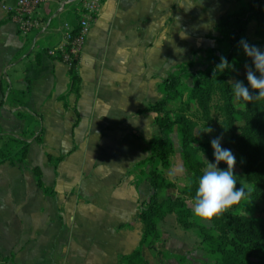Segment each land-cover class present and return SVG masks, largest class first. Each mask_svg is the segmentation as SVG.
<instances>
[{"label":"crops","instance_id":"obj_1","mask_svg":"<svg viewBox=\"0 0 264 264\" xmlns=\"http://www.w3.org/2000/svg\"><path fill=\"white\" fill-rule=\"evenodd\" d=\"M15 1L0 0V100L7 101L2 87L28 88L32 113L19 118L0 104V132L30 141L22 162H0V264H117L141 239L139 208L151 194L148 177L135 184L136 163L157 131L154 114L142 110L161 97L158 84L177 64L194 60L200 67L197 60L218 46L215 23L240 2L203 1L205 18L176 39L170 30L159 35L156 0H102L80 47L76 96L68 92V65L46 49L62 40L63 23L73 25L81 4L43 3L39 27L22 34L9 16ZM40 129L42 142L34 140ZM48 155L62 157L56 168ZM77 155L85 157L78 166ZM84 166L105 183H80ZM151 251L141 249L149 264Z\"/></svg>","mask_w":264,"mask_h":264},{"label":"trees","instance_id":"obj_2","mask_svg":"<svg viewBox=\"0 0 264 264\" xmlns=\"http://www.w3.org/2000/svg\"><path fill=\"white\" fill-rule=\"evenodd\" d=\"M81 1L75 5L79 6ZM237 1L240 6L221 15L214 25V29L219 32L216 40L223 47L218 45L208 48L203 67H195L194 60L177 64L175 70L158 84L161 97L142 110L154 114L153 123L157 126V131L148 139L149 154L136 163L140 170L135 184L148 177L151 194L147 200L141 202L139 208L141 239L135 249L118 257L117 264H149L142 256L143 246L154 251L156 255L166 256V251L159 247L164 242L160 225L169 214L175 216L182 229L195 232L200 248L210 257V264H264V206L260 218L237 211L245 200L253 203L264 201V99L237 101L233 91L235 81H242L247 86L246 72L240 73L239 69L253 67L251 58L245 55L239 41L244 39L249 45L259 49L260 44H264V0ZM74 9L73 34L79 30L82 12L81 6L80 10L76 6ZM11 14L12 12L9 16ZM252 20L253 34L257 40H251L246 34ZM4 22L5 20H0V26ZM260 50L264 51V48ZM222 56L234 68L225 69L223 72L216 70ZM38 57L39 54H36L37 62ZM53 58L68 65V92L79 96L80 52L68 54V60L63 59L60 54ZM256 74L259 76L258 72ZM28 91V88L19 90L2 87L3 96L9 102L2 98L0 104L13 110L17 117L24 118L32 113L25 106ZM250 91L256 94L255 90ZM60 99L64 100L66 106L65 96ZM77 122L78 117L74 125ZM198 127H213L218 137L226 138L225 135H228V144L243 157L239 167L249 182V186H246L240 174L233 169L237 180L236 188L242 186L246 191L252 189L251 194L244 200L208 223L198 222L187 203L188 200L194 202L198 179L206 170L207 161L215 162L210 141H202L196 135ZM174 131L178 137L182 166L189 172L186 182L175 195L167 193L168 190L176 189L177 185L165 174L177 151L172 139ZM34 140L42 142L41 129L34 136ZM29 142L23 133L0 132V162L7 161L11 165L22 162ZM61 158L48 155L55 168ZM218 168L226 170L227 165L220 162ZM33 170L36 183L43 186L40 170L38 167ZM127 226L129 223L119 227Z\"/></svg>","mask_w":264,"mask_h":264},{"label":"rangeland","instance_id":"obj_3","mask_svg":"<svg viewBox=\"0 0 264 264\" xmlns=\"http://www.w3.org/2000/svg\"><path fill=\"white\" fill-rule=\"evenodd\" d=\"M203 1L206 0H184L186 6L194 4V6L191 7L188 11H185L183 7H179L177 5L179 3V0H156V8L154 11L153 20H155V24L158 27L159 35L166 36V32L170 30V32H172L171 36L173 37L174 34L175 38L177 39V37L182 38L183 35L187 33V31L189 32L190 28L194 29V25H197V21L200 19L203 20L205 18V12L201 10V8L203 7L201 6ZM230 6L229 4H227L225 10H227ZM231 8L232 7L228 9L229 12L232 11ZM185 22L186 25L184 26V29H182L181 32H179L180 27ZM253 30H254V21L252 20L248 24V29L246 34L251 40H257V38L253 34ZM217 45L223 47L222 44H217ZM263 48H264V44L261 43L260 49ZM204 65H205V59L197 60L196 66L202 67ZM239 72L245 73L246 70L244 68H240ZM6 102L8 103L9 101L7 100ZM155 127L157 128L156 125ZM207 128H211L212 131L211 132L205 131ZM196 135L202 141H211L212 139L218 137L213 127H205V128L198 127L196 129ZM225 136L226 138H228V135ZM226 138L221 137V147L225 149H230L232 151V153L236 157V163L234 169L240 174L242 182L246 186H249V182L246 180L241 168L239 167V165L243 161V157L240 154H238L228 144ZM172 139L174 141V145L177 146L176 148L177 151L173 155L172 164L170 168L165 171V174L170 180L174 181L177 185L176 189L168 190L167 193L175 195L178 192V189H180L183 186V184L186 182V178L188 177L189 172L186 169H184L182 166V162L178 150V137L176 131L173 132ZM84 158H85L84 156H78V155L74 156V159L76 160V166H78L79 161H82ZM99 158L104 164L106 156L104 157L99 156ZM208 163H215V162L208 160L207 166ZM86 171L87 168L86 166H84L83 172L87 176L83 177L82 179L81 177H79L80 173H78V178L81 179L80 183H105L103 180L100 179V176L97 175L96 172H94V169L91 172L90 171L86 172ZM88 173H90V175H88ZM187 203L192 208L193 203L189 200L187 201ZM263 206H264V201L262 200L257 201L256 203H253L249 200H245L242 203L241 208L237 209V211H241L243 213L252 215L254 218H260L262 216L261 209ZM160 228L163 232L164 242L160 244L159 247L164 251H166L167 255L166 256L156 255L154 251H151L150 264H210L211 262L210 257L202 248H200L199 238L197 237L195 232L182 229L177 224L175 220V216L173 214L166 216V218L161 223Z\"/></svg>","mask_w":264,"mask_h":264},{"label":"clouds","instance_id":"obj_4","mask_svg":"<svg viewBox=\"0 0 264 264\" xmlns=\"http://www.w3.org/2000/svg\"><path fill=\"white\" fill-rule=\"evenodd\" d=\"M188 11L194 4L186 6L184 0H179L177 4ZM239 44L242 46L245 55L252 60L253 67L246 66L247 86L242 81L234 83V97L237 101H252L264 99V51L253 45H249L246 40L241 39ZM234 68L225 57L220 58V63L216 70L223 72L225 69ZM259 73L257 76L256 73ZM250 89L255 90L254 95ZM205 131L211 132V128ZM213 149L215 163H208L207 169L198 179V187L195 192V199L192 205L193 216L198 222H211V220L223 214L233 205L240 203L252 192L244 187L236 188L237 180L233 174L236 157L230 149L221 147V137L210 141ZM224 162L226 170L219 169L217 165Z\"/></svg>","mask_w":264,"mask_h":264},{"label":"built area","instance_id":"obj_5","mask_svg":"<svg viewBox=\"0 0 264 264\" xmlns=\"http://www.w3.org/2000/svg\"><path fill=\"white\" fill-rule=\"evenodd\" d=\"M49 1L58 3L59 7H64L67 4L72 5L81 0H16L11 10V18L15 21L18 30L22 34H29L39 27L36 12L43 3ZM101 2L102 0H82L79 30L73 34L72 25L65 21L62 25V40L57 45L47 48L46 54L51 57H56L57 54H60L63 59L68 60V54L80 52V47L92 21L96 18Z\"/></svg>","mask_w":264,"mask_h":264}]
</instances>
